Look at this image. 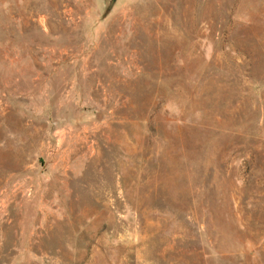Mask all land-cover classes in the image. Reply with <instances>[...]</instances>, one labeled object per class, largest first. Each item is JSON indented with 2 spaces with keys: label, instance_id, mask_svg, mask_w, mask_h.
I'll return each instance as SVG.
<instances>
[{
  "label": "rangeland",
  "instance_id": "374dc122",
  "mask_svg": "<svg viewBox=\"0 0 264 264\" xmlns=\"http://www.w3.org/2000/svg\"><path fill=\"white\" fill-rule=\"evenodd\" d=\"M0 0V264H264V0Z\"/></svg>",
  "mask_w": 264,
  "mask_h": 264
},
{
  "label": "water",
  "instance_id": "95a60500",
  "mask_svg": "<svg viewBox=\"0 0 264 264\" xmlns=\"http://www.w3.org/2000/svg\"><path fill=\"white\" fill-rule=\"evenodd\" d=\"M116 0H107L106 2V6L103 12V16H105L106 14H108V12L111 10V8L113 7L114 3Z\"/></svg>",
  "mask_w": 264,
  "mask_h": 264
}]
</instances>
